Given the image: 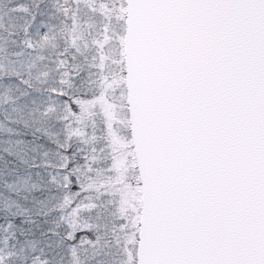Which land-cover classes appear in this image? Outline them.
Segmentation results:
<instances>
[{"label": "snow or ice", "instance_id": "6c2138e0", "mask_svg": "<svg viewBox=\"0 0 264 264\" xmlns=\"http://www.w3.org/2000/svg\"><path fill=\"white\" fill-rule=\"evenodd\" d=\"M0 264H264V0H0Z\"/></svg>", "mask_w": 264, "mask_h": 264}]
</instances>
